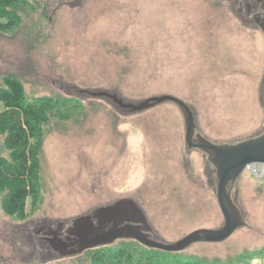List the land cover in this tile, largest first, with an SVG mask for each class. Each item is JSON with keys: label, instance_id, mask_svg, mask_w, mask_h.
Listing matches in <instances>:
<instances>
[{"label": "rangeland", "instance_id": "rangeland-1", "mask_svg": "<svg viewBox=\"0 0 264 264\" xmlns=\"http://www.w3.org/2000/svg\"><path fill=\"white\" fill-rule=\"evenodd\" d=\"M243 2L22 0L20 23L0 31V81L13 74L26 98L59 103L42 126L40 193L27 217L7 215L0 192V264H264V192L248 169L231 188L244 225L223 242L166 252L119 238L80 254L43 239L66 243L60 224L124 199L166 243L223 226L214 167L187 146L175 103L130 112L88 92L176 97L218 144L264 133V35Z\"/></svg>", "mask_w": 264, "mask_h": 264}, {"label": "water", "instance_id": "water-1", "mask_svg": "<svg viewBox=\"0 0 264 264\" xmlns=\"http://www.w3.org/2000/svg\"><path fill=\"white\" fill-rule=\"evenodd\" d=\"M259 28L264 35V20L260 23ZM88 93L93 97L111 99L130 112H141L163 102L175 103L184 117L187 146L189 148H197L206 154L208 162L214 167L217 202L223 214L224 224L218 229H198L176 242L166 243L157 237L148 238L140 229L131 224L120 226L123 222L132 218L144 222V215L134 202L124 199L112 205L99 208L96 212L101 220L97 225H93L90 216L79 217L73 221L75 229H78L83 234L80 238L94 237L93 240L87 242V246L80 252L86 248L111 243L119 238H132L146 247L158 248L166 252H178L196 242H223L244 225L240 210L232 199L231 188L248 166H264V133L231 144L214 143L201 136L196 143L192 144V135L196 128L195 114L188 104L176 97L161 95L132 103L122 101L116 95L107 91ZM107 228H109L107 233L100 235Z\"/></svg>", "mask_w": 264, "mask_h": 264}, {"label": "trees", "instance_id": "trees-1", "mask_svg": "<svg viewBox=\"0 0 264 264\" xmlns=\"http://www.w3.org/2000/svg\"><path fill=\"white\" fill-rule=\"evenodd\" d=\"M20 4L22 0H0V31H9L20 23ZM58 103L49 96L26 98L21 80L13 74L0 81V139L8 152L0 155V192L4 193L3 210L9 216L26 218L27 200L33 205L38 200L42 126ZM91 256L97 258L95 253Z\"/></svg>", "mask_w": 264, "mask_h": 264}, {"label": "flooded vegetation", "instance_id": "flooded-vegetation-1", "mask_svg": "<svg viewBox=\"0 0 264 264\" xmlns=\"http://www.w3.org/2000/svg\"><path fill=\"white\" fill-rule=\"evenodd\" d=\"M244 2V6L243 4H241V7H245V16H249V21L251 23L256 24L258 27L260 25V23L264 20V0H243ZM196 130H194V133L192 135V144L196 143L198 138L201 137L202 135L197 131V128H195ZM203 137V136H202ZM197 149V148H196ZM207 156V155H206ZM98 210V209H97ZM97 210L92 211L88 216H90V218L93 221V225H97L98 222L101 220L100 216L97 214ZM124 224H131L135 227H137L138 229H140V231H142L148 238L153 239L154 237H156L155 235H153L152 233H147L145 230H151V228L148 226L147 220L144 217V222L139 221L138 219H130L129 221H125L123 222L120 226L124 225ZM112 228V227H111ZM109 230V228H107L106 230H104L102 233H100V235H104L107 233V231ZM85 231V230H84ZM58 233H60L61 235H63L64 240L66 241V243L64 242H57L56 240H52L50 238H48L47 236H45L43 239H46V241L49 242V246H51L52 249L57 250L61 253H65V252H80L83 248H85V246H87V242L89 240H93L94 237H87V238H80L82 234V232H80L78 229H75V226L73 224V222L70 223H62L59 225ZM50 233V232H49ZM53 233V232H51ZM54 234V233H53ZM121 239H126V238H120ZM119 240L116 239L111 243H107V244H102V245H98L92 248H86L84 249L81 253H84L85 251H95V250H100V249H104L106 247H111L112 245H114V243ZM49 246H43L44 248L48 249Z\"/></svg>", "mask_w": 264, "mask_h": 264}, {"label": "built area", "instance_id": "built-area-1", "mask_svg": "<svg viewBox=\"0 0 264 264\" xmlns=\"http://www.w3.org/2000/svg\"><path fill=\"white\" fill-rule=\"evenodd\" d=\"M247 169L259 181L260 187L264 192V166L250 165Z\"/></svg>", "mask_w": 264, "mask_h": 264}]
</instances>
